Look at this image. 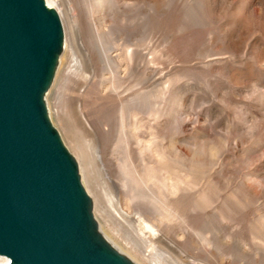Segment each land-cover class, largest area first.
Segmentation results:
<instances>
[{
	"label": "rangeland",
	"instance_id": "rangeland-1",
	"mask_svg": "<svg viewBox=\"0 0 264 264\" xmlns=\"http://www.w3.org/2000/svg\"><path fill=\"white\" fill-rule=\"evenodd\" d=\"M68 1L45 100L101 231L137 264H264V0Z\"/></svg>",
	"mask_w": 264,
	"mask_h": 264
},
{
	"label": "water",
	"instance_id": "water-1",
	"mask_svg": "<svg viewBox=\"0 0 264 264\" xmlns=\"http://www.w3.org/2000/svg\"><path fill=\"white\" fill-rule=\"evenodd\" d=\"M64 43L46 0H0V264H137L101 231L49 117Z\"/></svg>",
	"mask_w": 264,
	"mask_h": 264
},
{
	"label": "bare ground",
	"instance_id": "bare-ground-1",
	"mask_svg": "<svg viewBox=\"0 0 264 264\" xmlns=\"http://www.w3.org/2000/svg\"><path fill=\"white\" fill-rule=\"evenodd\" d=\"M55 0H47V3L49 5H51V2H54ZM59 7L61 9L62 12H64V14H66L69 17L77 18L78 17V10L73 6V4L68 1V0H63L62 4L59 3ZM59 9V8H58ZM74 12V14H73ZM88 76L85 77V79H87ZM87 123V122H86ZM87 124H89V126L91 127V129L85 127V130L89 133L90 135V146H91V152L93 154L94 159L97 161L98 165H99V170L100 173L102 174V176L104 177L105 182H107L109 185H115L113 179L110 177V175L107 172V169L104 166V161H103V156H102V152L100 149V145H99V137H98V133L95 130V128H93L91 126V124L88 122ZM114 199L116 202V205L120 211L121 214L123 215H127V213L122 209L121 204H120V198L118 197L117 193L114 195ZM141 216V215H140ZM142 217V216H141ZM140 226L142 228L147 227L148 223L145 224L144 220L142 218H140L139 220ZM137 221V222H138ZM1 257V256H0ZM5 259L0 258V261H4Z\"/></svg>",
	"mask_w": 264,
	"mask_h": 264
}]
</instances>
